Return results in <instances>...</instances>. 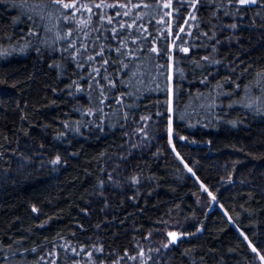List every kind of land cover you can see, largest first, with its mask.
Wrapping results in <instances>:
<instances>
[{
	"label": "trees",
	"instance_id": "trees-1",
	"mask_svg": "<svg viewBox=\"0 0 264 264\" xmlns=\"http://www.w3.org/2000/svg\"><path fill=\"white\" fill-rule=\"evenodd\" d=\"M0 264H264V0H0Z\"/></svg>",
	"mask_w": 264,
	"mask_h": 264
},
{
	"label": "snow or ice",
	"instance_id": "snow-or-ice-1",
	"mask_svg": "<svg viewBox=\"0 0 264 264\" xmlns=\"http://www.w3.org/2000/svg\"><path fill=\"white\" fill-rule=\"evenodd\" d=\"M241 2H243V0H241ZM65 7H67V5H65Z\"/></svg>",
	"mask_w": 264,
	"mask_h": 264
}]
</instances>
